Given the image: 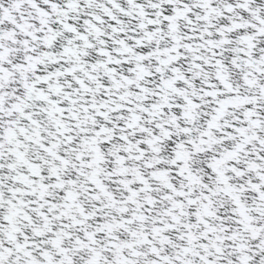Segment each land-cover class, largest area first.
Here are the masks:
<instances>
[{
  "label": "water",
  "instance_id": "water-1",
  "mask_svg": "<svg viewBox=\"0 0 264 264\" xmlns=\"http://www.w3.org/2000/svg\"><path fill=\"white\" fill-rule=\"evenodd\" d=\"M0 264H264V0H0Z\"/></svg>",
  "mask_w": 264,
  "mask_h": 264
}]
</instances>
